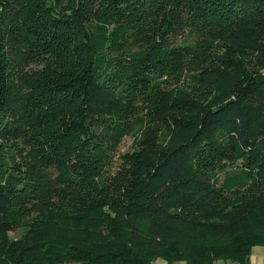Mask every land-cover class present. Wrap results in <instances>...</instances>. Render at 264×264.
I'll return each instance as SVG.
<instances>
[{
  "label": "trees",
  "instance_id": "obj_1",
  "mask_svg": "<svg viewBox=\"0 0 264 264\" xmlns=\"http://www.w3.org/2000/svg\"><path fill=\"white\" fill-rule=\"evenodd\" d=\"M254 245L264 0H0V264H252Z\"/></svg>",
  "mask_w": 264,
  "mask_h": 264
},
{
  "label": "rangeland",
  "instance_id": "obj_2",
  "mask_svg": "<svg viewBox=\"0 0 264 264\" xmlns=\"http://www.w3.org/2000/svg\"><path fill=\"white\" fill-rule=\"evenodd\" d=\"M185 86H187L188 89L192 90L194 92V94H196V95L197 94H201L200 91L195 87V84H193L192 81H185ZM136 137H137V135L134 133V134H130V135H125L122 138L120 144L118 145V147H117V149L115 151V154H114V157H113V159L111 161V164L109 166V171H115L119 167V164H120L119 155L121 153H123L125 151H130V150H132V149H134L136 147ZM24 227L25 226L22 225L21 227L17 228L16 230L9 232L8 233L9 237L10 238H17V237H19L21 235V233L23 232ZM161 260H163V259H161ZM221 262H223V261H221ZM232 263L237 264L236 262H232ZM167 264H172V263H167Z\"/></svg>",
  "mask_w": 264,
  "mask_h": 264
},
{
  "label": "crops",
  "instance_id": "obj_3",
  "mask_svg": "<svg viewBox=\"0 0 264 264\" xmlns=\"http://www.w3.org/2000/svg\"><path fill=\"white\" fill-rule=\"evenodd\" d=\"M250 262L252 264H264V248L263 246L260 245H255L251 248V253L249 256ZM223 260H218L215 261L212 264H234L230 261H223ZM153 264H167L164 260L161 259H156ZM172 264H185L184 261H179V262H174Z\"/></svg>",
  "mask_w": 264,
  "mask_h": 264
}]
</instances>
